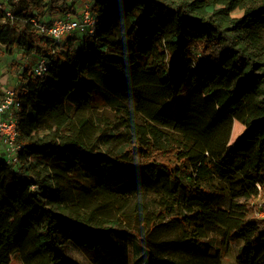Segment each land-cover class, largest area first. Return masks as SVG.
Instances as JSON below:
<instances>
[{"label":"trees","instance_id":"16d2710c","mask_svg":"<svg viewBox=\"0 0 264 264\" xmlns=\"http://www.w3.org/2000/svg\"><path fill=\"white\" fill-rule=\"evenodd\" d=\"M9 1L0 44L47 70L29 63L15 86L22 148L16 165L0 157V264L28 242L26 264H79L57 229L96 264H130L129 245L136 264H222L210 233L244 241L240 264H264V222L223 209L211 186L219 179L233 197L264 187V4L91 0L96 29L78 47L31 22L48 5L74 11L68 0ZM98 94L125 113L121 135L82 115ZM178 96V115L166 114ZM235 122L244 131L233 138ZM148 192L154 204L141 201Z\"/></svg>","mask_w":264,"mask_h":264},{"label":"rangeland","instance_id":"374dc122","mask_svg":"<svg viewBox=\"0 0 264 264\" xmlns=\"http://www.w3.org/2000/svg\"><path fill=\"white\" fill-rule=\"evenodd\" d=\"M239 1L245 4L246 6L253 4H261V3L264 4V0H239ZM90 2L91 0H68V3L73 7L74 11L72 10H66V11H69L72 15H78L77 11L88 5ZM48 6L45 7L46 10L44 14L37 16V18L50 16V15L51 17H56L64 13V12H51ZM224 7H225L224 4H216L213 9L209 10V13L210 15H214L215 11H218ZM243 12H244V8L237 6L236 8H234L229 12V15L231 17H240L243 14ZM218 15H214V16L217 17ZM73 36L79 39L76 44L79 47L81 45L80 38L82 37V33L75 32ZM262 40L263 42L261 44V49L264 51V35ZM14 52H17L20 55L19 58H17V60L10 59L9 57L10 55L5 53V47L0 44V67L4 68L3 70L4 74L5 71L6 73L9 72L10 74L17 72L16 78L10 77L11 79H14V82L16 81V85H17L18 76L22 71V69L24 68V66L34 62L35 59L33 60L30 57L29 58L23 57L19 49H15ZM198 53L200 52L198 51ZM9 83L10 85H12V81ZM182 98L184 97L182 96L175 97L174 98L175 102H173L169 106V108L176 109L177 105L178 104L180 105ZM174 99L171 101H174ZM127 104L129 110L136 114L137 121L140 122L141 116L136 111L135 105L133 103H127ZM82 115L84 116V118H88L90 121L95 122V125H97V127L100 130L103 129V131L116 133L118 135H121V132L123 131L121 126L122 125L121 119L125 117V113L121 110H118L117 108L107 105L105 101L102 99L101 95L99 94L94 98V104L92 109L83 112ZM72 116L77 117L81 115L73 112ZM233 130H234L233 138H235L237 135H239L241 132L244 131V126L241 125L239 122H235ZM109 139L111 140L112 138ZM135 158L136 160L141 161V157L138 156L137 154H135ZM211 186L212 188H215L219 193H223L225 195L224 197L219 198V203L221 204L220 206L223 209L250 214L257 221L264 222V187L263 186L257 183L250 184V186L245 189L244 192L245 194L239 197L231 196V191L229 190V188L224 184L223 181L219 179L214 180L211 183ZM156 197L157 196H155L154 193L148 192L146 193V196L142 197L141 201L146 203L147 205L154 204ZM56 211L62 213V211L59 210L58 208H56ZM209 236L217 239L215 243V247L218 248L219 250L222 264H240L241 248L244 244L243 240L227 242L225 239L215 235L214 233H210ZM56 240L59 242V246L63 251V253L68 258H70V260L78 262L79 264H96V262L94 261L93 252H88L84 250L83 248L78 246L73 240L64 239L59 229L56 230ZM28 245H26L25 248L22 247L18 252H16L11 256L10 264H26L25 255L29 250ZM129 251H130V264H136L135 260L132 258L133 257L132 245H129Z\"/></svg>","mask_w":264,"mask_h":264},{"label":"built area","instance_id":"2783aa9c","mask_svg":"<svg viewBox=\"0 0 264 264\" xmlns=\"http://www.w3.org/2000/svg\"><path fill=\"white\" fill-rule=\"evenodd\" d=\"M18 0H14L17 3ZM0 8L5 13V18L13 20L14 5L9 0H0ZM78 15H72L65 11L62 15L37 18L34 16L31 22L40 34L52 37L56 41H62L75 32L93 34L96 29L98 17L92 13L91 2L79 9ZM47 70V61L39 57L34 65L33 71L38 76H43ZM20 101L15 95V87L7 88L0 94V157L7 163L16 165L18 152L22 145L17 141V113Z\"/></svg>","mask_w":264,"mask_h":264},{"label":"crops","instance_id":"0c3cea01","mask_svg":"<svg viewBox=\"0 0 264 264\" xmlns=\"http://www.w3.org/2000/svg\"><path fill=\"white\" fill-rule=\"evenodd\" d=\"M4 56H6V55H4ZM19 56H20L19 53L14 52L9 57H10V59L17 60V58H19ZM3 70H4V68L0 67V94H2L5 89L16 86V81L14 82V79H11L10 77H13V78L15 77L16 78L17 77V74H16L17 72L13 73V74H10L9 72L6 73V71H5V74H4ZM11 81H12V85H10V83H9ZM179 109H180V107H178L176 109L175 108L170 109L168 107V108H164L163 110L165 111L166 114H169V115H171L173 117H176L178 115V113H179Z\"/></svg>","mask_w":264,"mask_h":264},{"label":"bare ground","instance_id":"6f19581e","mask_svg":"<svg viewBox=\"0 0 264 264\" xmlns=\"http://www.w3.org/2000/svg\"><path fill=\"white\" fill-rule=\"evenodd\" d=\"M182 97H184V98H182V101H181V102H183V101L185 100V96H182ZM178 105H179V104H178ZM178 105H177V107H178ZM177 107H176V108H177Z\"/></svg>","mask_w":264,"mask_h":264}]
</instances>
